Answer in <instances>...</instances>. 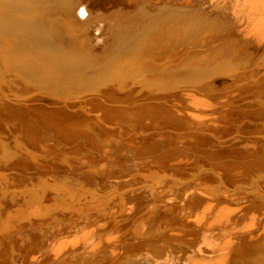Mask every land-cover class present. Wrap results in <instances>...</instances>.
Here are the masks:
<instances>
[{"label": "bare ground", "instance_id": "bare-ground-1", "mask_svg": "<svg viewBox=\"0 0 264 264\" xmlns=\"http://www.w3.org/2000/svg\"><path fill=\"white\" fill-rule=\"evenodd\" d=\"M99 1L101 2V0H0V122L4 128V130H0V161L3 160L2 165L5 170L1 169L3 172L0 173V184H2L1 188L4 187L6 191L11 189L13 195H18L19 192L12 191L17 187L30 189V193L27 191L28 193L23 195L24 200H28L26 207L21 205L14 207L15 209H10L9 199L7 198L8 201L4 199L1 192L0 264H5V262H8L7 264H40L41 261L38 262V260L42 258L36 259L35 251L38 247L36 248L37 245L34 244L38 240L34 242L35 239L31 240L32 236L38 234L37 237L41 238L39 236L41 234L43 238L48 239L53 235V230H56L55 226L57 224L64 225L65 223L70 228L75 227L78 229V226H80L78 230L84 229L81 230V233L78 231L80 233L78 235H76V231L70 234L72 236L75 234L73 237H68V235L57 237L67 233V230L53 235L54 238H57H55L56 241H54L52 248L51 257L53 258L51 262L46 264H264V187H261L263 184L258 181L260 185L253 192L256 197H251L253 193L249 191L250 194L252 193L251 198L242 197L246 194L242 192V196L239 192L236 193L240 195L235 196L237 195L235 194L232 197L229 195L225 197L226 193L223 196H209L210 192L198 193L200 191L196 192V190L199 187H195L194 192L191 190L193 193L190 196L191 199L187 200L188 203L183 202L181 204V201H179L181 206L177 207L178 209L174 208L178 204L172 203L173 206L170 204V200L168 203H155V207L139 219L134 217L135 219L130 220L132 218L129 217L130 219L127 218L129 221L126 220L120 223L119 221L123 220L124 217L122 219L117 217L113 220L115 223L111 220V223H114L113 225L106 223L107 225L98 226L96 234L99 235L96 236L97 238L93 235L90 237L91 230L86 229L88 226L83 223L81 225L79 221H82L93 211L103 215L107 213L106 204L109 199L107 196L102 197L104 194L100 195L93 188H85L86 192L87 190H93L89 192L91 193L89 197L82 194L83 196H80V198L72 192L73 197L71 196L72 200L70 201L66 199L68 193L64 194L66 197L64 195L54 196L55 198L52 196L57 190L53 193L50 188L58 186L56 173L59 170L55 173V168L59 166L70 168L73 161L76 162V164H73L74 166L93 165L90 160L89 162L84 158V149L87 146L85 143L86 140H93L94 134L97 133L96 136H99L98 132H104L105 128L100 129L102 127L98 128V122L89 121L88 116H93L89 113L87 116L85 112L95 109L98 102L103 106V112L98 114L102 116L104 121L115 120L132 123L134 120V123H137L142 119L144 122L141 121L143 124L140 122L141 125H139L141 132L155 129L156 122L151 117L161 115L163 120L173 122L175 126L192 123V125L203 126L205 130H212L211 132H218L219 135H223L227 127L217 128L214 123L217 120L230 117L229 115L233 113V110L232 108L216 109L215 104L209 103L207 98L215 101V88L229 81H231V84L239 83L243 77L252 78L254 73H258L259 68H264V0H108L110 5L107 7H101ZM81 4L88 6V16L83 21L76 14ZM101 39L103 42L98 45L97 42ZM202 43L208 46L203 51L200 50ZM249 44L258 47L259 52L255 51L256 53H254L251 48L249 50ZM248 57L251 58V66L256 70L253 72L251 71L252 68L245 73L249 64ZM219 77H222L221 81L216 82L215 79ZM256 77L259 78L260 76ZM259 83L264 84V75ZM132 87H135V90L131 89ZM32 90L42 92L41 94L37 93L40 95L39 101L41 100L40 102L45 108H34L33 111H29V105L24 103L25 101H19L17 98L19 103L16 101L12 103L9 98L7 99L9 95L15 99L18 96L27 95ZM92 93L95 95H92ZM199 94L207 98L200 97ZM227 96L229 94L226 95V99ZM229 97L233 100L237 98L233 92ZM78 98L80 99L77 101ZM46 101L58 105L48 107ZM175 101L182 102V104L185 102L187 103L186 108L190 105L194 110L189 109L184 112L183 109V113L180 114L173 109L174 107L172 108L169 105L171 109L163 111L162 108H165L166 103L173 104ZM24 104L28 105L27 109L24 108ZM216 113L218 118L212 116ZM156 120L158 119L156 118ZM99 122L103 123V121ZM119 122L116 123L119 124ZM123 124H126V122ZM118 132L117 134L121 135V132ZM152 135L163 136L162 133L157 131ZM180 135L181 143L185 142L188 146V154L191 150L193 151L191 153H197L196 156L198 153L201 154L202 158L210 156L211 153L221 154L222 156V154L229 151L233 152V150L239 154H243L244 150H249L247 148L243 149L244 147L237 149L234 146L224 148L223 146L213 145L212 143L216 140L212 142L211 139L203 137L199 133L192 132ZM145 137H147L146 134ZM117 138H120V136ZM94 139L96 140V138ZM112 139L107 140L108 147H111L110 141ZM146 139L148 138H144L142 141L145 142ZM9 140H11L10 143ZM136 140L138 141V139ZM114 141L116 140L114 139ZM120 141L119 144H121ZM150 141L151 139L146 140V143L140 145L138 150L151 149ZM70 142H73V145L69 146ZM178 142L180 143V140ZM174 143L173 145H176ZM181 143L180 146H178L179 144L174 146V148L180 147L179 150L175 149L177 152L181 149L183 144ZM90 144H88L89 149H91ZM114 144H112V148ZM208 144L211 147H208ZM98 145L102 146L101 142ZM65 146L68 147L65 148ZM172 146L168 148L170 151V148L173 149ZM102 147L98 148L105 150L106 147ZM94 150L95 148L91 149L89 154ZM13 151L17 153V157L9 160L11 154L14 153ZM124 151H126V148ZM102 152L104 151L102 150ZM105 152H107V149ZM165 153L167 155L168 152ZM89 154L85 157L91 154L96 155L94 153ZM130 154L132 155V153ZM102 155L107 156L106 154ZM150 155H147L148 158H150ZM155 156L159 157L158 155ZM80 157L83 158L80 159ZM123 157L125 158V156ZM134 157L132 156V158ZM136 157L134 158L135 161ZM18 158L22 161L16 162ZM104 158L106 159V157ZM100 159L102 160V158ZM111 159L114 160V157L112 156ZM117 159L120 158L117 157ZM170 159L169 161L173 160ZM174 159L177 160H173L169 164V166L175 168L174 172L182 174L187 167L184 169L183 166L191 164L186 159L181 160L180 158L178 160V157H174ZM257 159V162L264 168V159ZM127 160L123 159L126 162ZM140 160H142V157ZM144 160L140 161V164ZM233 160L225 165H217L220 171L217 175H215V171L212 172L213 174L210 173L213 177L206 172L207 176L202 177L206 183L203 185L211 184L210 181L214 179L219 183L217 186H222L223 190L227 192L226 186L228 185L224 184L223 177L231 180L236 173L238 168L234 167L233 163L236 164V160ZM155 161L149 165L142 164L144 167L147 165V174H145V171V173L141 172L143 166L138 163L139 159L137 164L140 167L131 163L133 168H129V170L138 171L140 173L138 175L141 177L149 178V176L155 174L154 171L161 165ZM116 162L118 163V161ZM107 163L104 162V165ZM241 164H244V162ZM18 166H26L27 171H34L35 177L31 172L17 169L15 171L14 168ZM122 166L125 168V165ZM85 168H87L86 171L90 170L88 167ZM110 168H108V171L114 169V167ZM10 169L12 172H9ZM93 169H96V167ZM93 169L91 168L90 171ZM103 169H105V166ZM201 169L202 167L199 168V170ZM164 170L167 172L168 169ZM171 170L172 168L169 171ZM232 170L234 171L231 172ZM254 170L256 169L254 168ZM247 171L249 172V169ZM85 172L74 176L66 174L63 178L75 185H88L87 181L91 180L92 183V177L96 175L94 173L97 171L93 173L86 172V174ZM162 172L160 170V173ZM256 173L257 171H255ZM25 175L29 177L32 175L33 178L30 177L31 180L29 179V182H26ZM97 175L101 179L102 174L97 173ZM159 175L161 176V174ZM175 177H180V175ZM34 178L35 180H32ZM111 180L115 181L113 178ZM201 181L199 184H202ZM116 182L119 183L120 179L118 181L117 178L114 183ZM134 182L132 186L135 187ZM176 182L177 180L174 181V184H177ZM128 183H131V181ZM41 186L50 187L47 189ZM127 186L130 187L126 183ZM233 187L236 190L237 186L234 185ZM69 191H71V188ZM25 192L26 189H24ZM211 192L217 191L213 190ZM228 192V194L231 193L229 190ZM60 193L58 192V195ZM72 193L70 194L72 195ZM116 193L119 192L116 191ZM111 194L110 198H112ZM139 195L141 194L136 196L135 201H137ZM185 195L183 199L186 197ZM84 196L85 198L82 199ZM11 198L14 199V196ZM168 198L174 199V197ZM62 199H66L65 201L68 202H64ZM33 200L37 202L36 206L35 203L34 206H31V203L35 202ZM124 200L121 202L122 204ZM127 206L126 203V206H123L124 209H130L131 211L132 206ZM136 206L134 205V207ZM135 209L138 210L137 207ZM121 211L119 213H122ZM142 211L141 209L139 212ZM87 212L89 213L87 214ZM119 213L113 215L117 216ZM126 215H128V212ZM110 216L112 215L105 217L109 218ZM100 221L101 224L105 223L104 220ZM67 226L65 229L69 228ZM131 236L135 239L134 242ZM77 241L83 243L79 251L76 248L73 249ZM18 244L20 246L25 245V248H21V250L20 247L18 248ZM67 247H70V249L67 250ZM64 250L65 252L62 253Z\"/></svg>", "mask_w": 264, "mask_h": 264}, {"label": "rangeland", "instance_id": "rangeland-1", "mask_svg": "<svg viewBox=\"0 0 264 264\" xmlns=\"http://www.w3.org/2000/svg\"><path fill=\"white\" fill-rule=\"evenodd\" d=\"M103 1V2H102ZM105 1H107V2H105ZM100 5H101V7H107V6H109L110 5V2L108 1V0H101V2L99 1L98 2ZM131 10H133V8H131ZM106 45V44H105ZM207 45L205 44V43H202V47L200 48V50H204L205 48H208V46L206 47ZM248 48H249V50H250V48L254 51V53H258L259 52V48L257 47H254L253 45H251V44H249L248 45ZM256 51V52H255ZM257 55V54H256ZM256 57V56H255ZM253 58V57H252ZM248 60H249V64H248V67L246 68V71H245V73L246 72H249L252 68H253V70H251V71H253L254 72V70H256V68H254L253 66H251L252 65V63H251V58H249L248 57ZM249 70V71H248ZM260 70H262V71H260ZM263 73V74H262ZM259 74V75H258ZM261 74V75H260ZM263 75H264V68H259V71H258V73L257 74H255L254 73V75H253V77L251 78V77H243V79H241V81L238 83V82H236L235 84H231V81H229V82H226L225 84H222V85H220V86H218L217 88H215L214 89V95L216 96V99H214L215 101H212V99H209V98H207L206 96H204V95H200V97H203V98H207V100H209L208 102L209 103H212V104H215V106H216V109L218 108V109H222V108H224V110L225 109H231L232 108V112L233 113H231L229 116L230 117H228V118H223V119H220V120H217L215 123H214V125H216L217 126V128H221L222 126L223 127H227L226 128V131L224 130V133L225 134H223V135H219L218 134V132H211L212 130H205V129H203L204 127L203 126H197V125H192V123L191 124H184L183 126H178V125H174L173 124V122L172 123H170L169 121H167V120H163V117L161 116V115H159V116H156V115H154V117L152 116L151 117V119L152 120H154L156 123H155V125H154V127H155V129H151V130H145V131H143V132H141V130L139 129V125H141L140 124V122L141 121H143L142 119L140 120V122L138 121V120H135V121H138L137 123L135 122L134 123V120H133V122L132 123H130L129 121H121V122H119V121H115V120H108V121H104L103 119H102V116H99V114L101 113V112H103V106L101 105V103L100 102H98L97 104V106H96V108H100V110H96V108L95 109H90V111L88 112H85V114L87 113V116H88V113H89V115L90 114H92V116L93 117H91V115L90 116H88L89 117V121H93V122H98L97 123V125H98V128H100V127H102V128H100V129H104L105 128V131L103 132H101V131H99L98 132V134H99V136H100V138H101V140H100V138H98L97 139V137H99V136H96L97 135V133L96 134H94V138H96V140L93 138V140H86L87 142H88V144H90V147H91V149L93 150L94 148H95V150L94 151H92L91 153H94V154H96V155H94L93 156V154H89V152L91 151V149H89V146H88V144H87V142L85 143V145H87L86 147H85V152H84V158L86 159V161H89L90 163H92L93 165H85V167H88L90 170H91V168L93 169L94 167H96V169H93L92 171H88V172H90V173H93V172H95V171H97V172H95L94 173V175L95 176H93L92 177V183H91V180H89V181H87V183H88V185H81V184H77V185H75L73 182H71V181H68V180H64V175H66V174H68L69 176H74L75 174H83L85 171H86V169L87 168H85L84 166H80V165H73V164H76V162L75 161H73L72 162V166L70 167V168H68L67 166H59V167H57V168H55V173H56V179H57V185L59 186H55L54 188L52 187V188H50L51 189V191L53 192H55L56 190L60 193L61 191H62V189H64L63 190V192L62 193H60L59 195H58V192L56 191V193H54V195L52 194V196L54 197V196H56V197H59L60 195L61 196H63L65 193L67 194V200L68 201H70V200H72V198H71V196L73 197V193H74V195H77V196H83V195H86L87 197H89L90 195L89 194H91V193H89V192H92L93 190H87V192H88V194H87V192H86V190H85V188H93V189H95V191L97 192V193H99L100 195L101 194H104L102 197H106L107 196V198H109L108 199V203L106 204V208L108 209L107 211V213H105L104 215L103 214H101V213H99V212H97V211H91L92 213H90V215L88 214L89 212H87V214L89 215H87L82 221H79V223L82 225V223L86 226H88L86 229H90L91 230V234H90V237H92V235L94 236V237H96L97 235H99V234H96V230H97V228H98V226H103V225H107L106 223H109V225H113L115 222L113 221L115 218H120V219H122L123 217V220H121V221H119L120 223H123V222H125L126 220L127 221H129L128 219H130V218H132V219H130V220H133V219H135L136 217H138V219L140 218V217H142L146 212H148L149 210H152V208L153 207H155V203H157V204H160V203H168V201L170 202V204H172V203H175V205H177L178 204V206H174L173 204V206H174V208L176 209L177 207H179V206H181V204L183 203V202H185V203H188V201L191 199V195H192V193L194 192V188L195 187H199V189L198 190H196V192H198V191H200V192H198V193H203V194H205V193H209L210 192V194H209V196L210 195H212V196H223L225 193V197H227L226 195H229L230 197H232L233 195H235V194H237L236 192H239L240 194H237V195H235V196H238V195H240V196H242L243 194L242 193H246L245 195H243L242 197H244V198H251V197H256V194H254L253 192L255 191V189L257 188V186L258 185H260V184H263V186L261 185V187H264V176H263V174H264V168L257 162L258 161V159L257 158H260V159H264V146H262V145H264V136H262V135H264V84H260L259 83V81L260 80H262V77H263ZM256 76H260L259 78H257ZM221 78L222 77H219V78H216L215 79V81L216 82H218V81H221ZM227 78V77H226ZM225 78V79H226ZM255 79V80H252V79ZM257 78V79H256ZM244 82H243V81ZM248 80V81H247ZM253 81V82H251V81ZM240 83H242L241 85L243 86H241L240 85ZM258 83V84H257ZM236 85V86H235ZM225 86H226V88H225ZM228 86V87H227ZM3 87V86H2ZM3 88H5V86L3 87ZM230 88H232V89H230ZM5 89H7V88H5ZM131 89H134L135 90V87H132ZM262 89V90H261ZM174 91H176V90H174ZM177 91H179V89H177ZM235 91V92H234ZM263 91V92H262ZM35 92V93H34ZM42 93L41 91L39 92V91H34V90H32L30 93H28L27 95H24V96H18V97H15V99H14V97L13 96H7V99L9 98V100L13 103H15V101L16 102H18V100L19 101H25L24 103H27L28 105H29V107H31V105H33L31 108H29L28 107V105L26 106L25 104H24V108L25 109H27V107H28V109H29V111H33V109L35 108V109H40V108H45L44 106H43V104H42V102H40L39 101V96L40 95H38V93ZM232 92L234 93V94H236V96H237V98H235L234 100L231 98V97H229L231 94H232ZM258 93V94H257ZM32 94H34L33 96H32ZM227 94H229V96H227V99L225 98L226 97V95ZM257 94V95H256ZM92 95H95L94 93H92ZM30 96V97H29ZM247 96V97H246ZM23 97V98H22ZM28 97V98H27ZM34 97V98H33ZM37 97V98H36ZM258 97V98H257ZM17 98H18V100H17ZM21 100H20V99ZM36 98V100H34ZM252 98V99H251ZM47 99V98H46ZM80 98H78L77 99V101L79 100ZM27 100V101H26ZM33 100H34V102H33ZM49 100V99H48ZM32 101V103H30ZM72 101V100H71ZM73 101H76V100H73ZM220 103H218V102ZM231 101V102H230ZM235 101V102H234ZM38 102V103H37ZM40 102V103H39ZM45 102V101H44ZM216 102V103H215ZM245 102V103H244ZM258 102V103H257ZM19 103V102H18ZM51 103V101H46V104L48 105V107H50L51 105H58V104H50ZM181 103V104H180ZM221 106V107H218L219 105ZM39 105H41V106H39ZM166 106H165V108L163 107L162 109H163V111L165 110V111H167L168 109H171L170 107H169V105L175 110V111H177L178 113H183V109H184V112L185 111H187V110H194L193 108H191V106L190 105H188V107L186 108V105H187V103H185V102H183V104H182V102H179V101H175L173 104L172 103H166L165 104ZM259 105V106H258ZM35 106V107H34ZM190 106V107H189ZM38 107V108H37ZM184 107V108H183ZM42 108V109H43ZM178 108V109H177ZM207 108H212V107H207ZM262 108H263V110H262ZM31 109V110H30ZM215 109V108H214ZM251 109V110H250ZM179 110V111H178ZM182 110V111H181ZM100 111V112H99ZM94 112V113H93ZM262 112V113H261ZM99 113V114H98ZM217 113L216 114H213L212 116L213 117H215V118H218L217 117ZM94 116H96L95 118H94ZM98 116V117H97ZM99 117H101V118H99ZM161 117V118H160ZM98 118V119H97ZM156 118L158 119V120H156ZM100 119V120H99ZM102 119V120H101ZM160 120V121H159ZM91 121V122H92ZM99 121H103V123L102 122H99ZM115 121V123H113ZM131 121V120H130ZM163 121V122H162ZM219 121V122H218ZM114 124H112V123ZM116 122H119V124L118 123H116ZM126 122V124H123V123H125ZM129 122V123H128ZM144 122V121H143ZM250 122V123H249ZM263 122V123H262ZM103 124V126H102V124ZM104 123H106V124H104ZM107 123H108V125H107ZM142 123V122H141ZM168 123V124H167ZM218 123H220L221 124V126H220V124H218ZM232 123V124H231ZM256 123V124H255ZM143 124V123H142ZM166 124V125H165ZM172 124V125H171ZM218 124V125H217ZM224 124H226V125H224ZM228 124V125H227ZM112 127H111V126ZM105 126H107L108 128H106ZM109 126H110V128H109ZM114 126H115V128H114ZM175 126V127H174ZM178 126V127H177ZM185 126V127H184ZM104 127V128H103ZM121 127V128H120ZM129 127V128H128ZM163 127V128H162ZM222 127V128H223ZM237 127V128H236ZM118 130H117V129ZM178 130H177V129ZM113 129V130H112ZM0 130H4V128L2 127V123L0 122ZM115 131H117V132H115ZM118 131H120L121 133V135H119V134H117V133H119ZM152 131H153V133L155 132V131H157L158 133L160 132V133H162L163 134V136H157V135H152L153 133H152ZM165 132V133H164ZM168 132V133H167ZM199 133L200 135H203V137L205 136V137H207V138H209V139H211L212 140V142L213 141H215V142H213L212 144L213 145H219V146H223L224 148H230V147H236L237 149L238 148H240V147H244L243 149H249L248 151L247 150H244L243 151V154H239V153H236L234 150H233V152L232 151H229L228 153H227V155H226V153H224V154H222V156H221V154H216V153H211V155L210 156H206L205 158H202V155L201 154H199L198 153V155L196 156L195 154H197L196 152L195 153H191V152H193V151H189V154H188V146H187V144H185V142H182L181 143V135L180 134H186V133ZM173 133V134H172ZM210 133V134H209ZM227 133V134H226ZM254 133V134H253ZM3 134V133H2ZM126 134V135H125ZM142 134V135H141ZM145 134H146V136L147 137H145ZM150 134V135H149ZM169 134V135H168ZM176 134V135H175ZM205 134V135H204ZM209 134V135H208ZM212 134V135H211ZM120 136V138H117L116 139V137H119ZM128 135V136H127ZM216 135V136H215ZM234 135V136H233ZM236 135V136H235ZM254 135H255V137H254ZM135 136H137L136 138H135ZM244 136V137H243ZM249 138H248V137ZM112 137H114V139L116 140V141H114V139H112ZM179 137V138H178ZM211 137V138H210ZM259 139H258V138ZM129 138V139H128ZM144 138H148V139H151V141H153V142H151L150 141V144H151V149H144V150H138V147L140 146V145H142L143 143H146V140H148V139H146L145 140V142H143L142 140L144 139ZM172 138V139H171ZM213 138V139H212ZM215 138H217V139H215ZM230 138V139H229ZM109 139H112V141H110V145H111V147H108L109 145V143H107L108 141H109ZM122 139H125V140H122ZM136 139H138V141L136 140ZM140 139V140H139ZM106 142H105V141ZM108 140V141H107ZM120 140H122V141H120ZM163 140H165V141H163ZM180 140V143L182 144V146H181V149H180V151H176V150H179V148L180 147H175L174 148V146H176V145H178V146H180V143L178 142ZM90 141V142H89ZM97 141H98V143L99 142H101V144H102V146L106 143L107 145H104L103 147L102 146H100V145H98V143H97ZM119 141L121 142V144H119ZM134 141H136V142H134ZM159 141V142H158ZM168 141H170V142H168ZM175 143H174V142ZM218 141V142H217ZM11 142V140H9V143ZM104 142V143H103ZM111 142H112V144H114V143H116V144H118V145H116V144H114L113 145V148H112V144H111ZM118 142V143H117ZM155 142H157V143H155ZM224 142V143H223ZM136 143V144H135ZM173 143L174 144H176V145H173ZM215 143V144H214ZM217 143V144H216ZM239 143H240V145H239ZM248 143V144H247ZM251 145H250V144ZM138 144V145H137ZM161 144H163V145H161ZM169 146H168V145ZM243 144V145H242ZM262 144V145H261ZM68 145H69V143H68ZM71 145H73V142H70V145L69 146H71ZM92 145V146H91ZM116 145V146H115ZM129 145H131L132 147H130ZM165 145V146H164ZM173 145V146H172ZM209 145V144H208ZM247 145V146H246ZM256 147H255V146ZM94 146V147H93ZM96 146V147H95ZM173 147V149L172 148H170L171 149V151L168 149L169 147ZM246 146V147H245ZM68 146H65V148H67ZM88 147V148H87ZM93 147V148H92ZM98 147H102V148H105V150L104 149H100V148H98ZM123 147V148H122ZM184 147V148H183ZM208 147H211V145H209ZM252 147V148H251ZM87 148V149H86ZM117 148H119V149H117ZM125 148H126V151H124L125 150ZM129 148V149H128ZM178 148V149H177ZM186 148V153H185V151H184V149ZM100 149V150H99ZM106 149H107V152L110 154V156H109V154L107 153V152H105L106 151ZM114 151V153H113V151ZM116 149H117V151H116ZM121 149V150H120ZM123 149V150H122ZM127 149H128V151L130 150H134V151H127ZM176 149V150H175ZM183 149V151H181ZM263 149V150H262ZM64 150H66V149H64ZM71 150V149H70ZM69 150V151H70ZM75 150V149H74ZM73 150V151H74ZM87 150V151H86ZM89 150V151H88ZM102 150L104 151V152H102ZM138 150V151H137ZM151 150H153V151H151ZM175 150V151H174ZM262 150V151H261ZM68 151V152H69ZM82 151V150H81ZM99 151V152H98ZM122 151H123V154H122ZM170 151V152H169ZM14 152V151H13ZM87 152V153H86ZM96 152V153H95ZM101 152H102V154H108L107 156H104V155H102L101 154ZM116 152V153H115ZM118 152H120V154H118ZM126 152V153H125ZM134 152H136V153H134ZM147 152V153H146ZM165 152H168L167 153V155H166V153ZM180 152V153H179ZM248 152V153H247ZM81 153V152H80ZM113 153V154H112ZM130 153H132V155L130 154ZM141 153V154H140ZM153 153V154H152ZM175 153H178L177 155L175 154ZM185 154V156H184V154ZM18 154H19V152H18ZM90 155V156H88V157H85V156H87V155ZM131 156H130V155ZM136 155L135 157H136V161H135V157H134V155ZM146 154V155H145ZM151 154V155H150ZM160 154V155H159ZM168 154H171V155H168ZM173 154H174V157L175 158H177L178 157V160L181 158V160H185L186 159V161H189V162H191V164H189V165H185V166H183L184 167V169H185V167L187 166L188 167V169H187V167H186V171H184V172H182V174L179 172H174V170H175V168H173V167H171V166H169V164L170 163H172L173 162V160L174 161H176L177 159H174V157H173ZM180 154H182V155H180ZM196 156V158H195V156ZM245 154H247V155H245ZM82 155H83V153H82ZM102 155V156H101ZM117 155V156H116ZM120 155H123V156H125V158L123 157V156H121L120 157ZM128 155V156H127ZM138 155H139V157H138ZM141 155V156H140ZM143 155H145V156H143ZM147 155H150L149 157L151 158V156L153 157V159H152V162L153 161H155V159H156V157L157 156H155V155H158L159 157H157V159H156V163H159V164H161L159 167H160V169H158L157 168V170L156 171H154L155 172V174H153L151 177H152V179H154V180H152L151 179V177L149 176V178L148 177H141L140 175H138V171L136 172V171H134V170H129V168L130 169H132L133 167H132V165H131V163L133 164L134 163V165L136 164V165H138L137 167H140V165L141 166H143L142 164H144L145 165V163L147 164V165H149V164H151L152 162H151V159L150 158H148V156ZM187 155V156H186ZM193 155V157H191ZM218 155H220L219 156V158H218ZM224 155V156H223ZM243 155V156H242ZM112 156L114 157V160H112L111 158H112ZM130 156V157H129ZM132 156L134 157V158H132ZM147 156V157H146ZM155 156V157H154ZM169 156V158H171V159H173L172 161H169V158H167V157ZM198 156H199V158H198ZM259 156V157H258ZM15 157H17V153L16 152H14V153H12L11 154V156L9 157V160H12V159H14ZM91 157V159H89ZM97 157H99V158H97ZM104 157H106V159L104 158ZM110 157V158H109ZM117 157H119L120 159H117ZM141 157H142V160H144L145 158V160L143 161V162H141V164H140V161H142V160H140L141 159ZM162 159H161V158ZM185 157V158H184ZM187 157V158H186ZM189 157V158H188ZM215 157V158H214ZM83 157H80V159H82ZM100 158H102V160L100 159ZM104 158V159H103ZM129 158V159H128ZM166 158V159H165ZM198 158V159H197ZM208 158H209V160H208ZM228 158V159H227ZM96 159H98V161H96ZM107 159H109L108 161L111 163V162H114V163H107L108 161H106ZM112 161H111V160ZM123 159H128L127 160V162L126 161H123ZM130 159H132V160H134V161H132V160H130ZM138 159H139V162H138ZM165 159V160H164ZM170 159V160H171ZM233 159H235L236 161H235V163L236 164H234L233 163V165H235L234 167L235 168H238L237 169V171H236V173L232 176V178H231V180L229 179V178H227V177H223V181H224V184L225 185H228V186H226V189H228L229 191H231V193L230 194H232V192L233 191H235V192H233V194L232 195H230V194H228L229 192H228V190H227V192L226 191H224L223 189V187L222 186H220V185H218L217 186V184H219L218 182H216L214 179L213 180H211L210 182H211V184H209V185H203L205 182H204V180L202 179V177H204V176H207L205 173L207 172L208 173V175H210V173L211 174H213L212 172L213 171H215L216 172V174L215 175H217V173L220 171V169H219V167L217 166V165H225V164H227L228 162H231V160L232 161H234ZM100 160V161H99ZM162 160V161H161ZM164 160V161H163ZM191 160V161H190ZM222 160V161H221ZM238 160V161H237ZM240 160V161H239ZM242 160V161H241ZM17 161H22V160H19V158L16 160V162ZM116 161H118V163L116 162ZM123 161V162H122ZM159 161V162H158ZM167 161V162H166ZM2 162H3V160L2 161H0V173L2 174V170L1 169H3V165H2ZM12 162H14V161H12ZM88 162V163H89ZM104 162L105 163H107L106 165L108 166V168H110V166H111V168L110 169H112V167H114V169H112V170H109L108 171V168L106 169V165H104ZM125 162V163H124ZM136 162V163H135ZM137 162L140 164H137ZM148 162V163H147ZM154 162V163H155ZM193 162V163H192ZM212 162V163H211ZM240 162V163H239ZM244 162V164H241V163H243ZM246 162V163H245ZM89 163V164H90ZM100 163V164H99ZM117 163V165H115ZM123 163V164H122ZM128 163V164H127ZM20 165H21V163H19ZM18 164V165H19ZM96 164V165H95ZM130 164V165H129ZM9 165H11L10 163H9ZM110 165V166H109ZM119 165V166H118ZM121 165V166H120ZM122 165H125V168L122 166ZM133 165V166H134ZM147 165H146V167H141V169L143 170V171H141L142 173H145L146 172V170L148 169V167H147ZM163 165V166H162ZM79 166H80V168H79ZM105 166V169H103V167ZM167 166V167H166ZM169 166V167H168ZM195 166V167H194ZM202 167V169L201 170H199V168H201ZM204 166V167H203ZM61 167V168H60ZM62 167H64L63 169H62ZM77 167V168H76ZM119 167H120V169H119ZM121 167H123V168H121ZM164 167V168H163ZM166 167V168H165ZM190 167V168H189ZM194 167V168H193ZM199 167V168H198ZM248 167V168H247ZM76 168V169H75ZM82 168V169H81ZM103 169V171H102V169ZM116 168H118L117 170H116ZM144 168V169H143ZM172 168V170L171 171H169L170 169ZM204 168V169H203ZM212 168V169H211ZM246 168V169H245ZM254 168L256 169V170H254ZM263 168V169H262ZM24 170V171H26V172H31L32 173V175L35 177V174H34V171H31V170H29V171H27V167L26 166H23V167H21V166H18V167H16V168H14V170L15 171H17V170ZM66 169V170H65ZM98 169V170H97ZM99 169H101L100 171H99ZM124 169H125V171H124ZM164 169H168L167 170V172L164 170ZM197 169H198V171H197ZM240 169V170H239ZM249 169V172L247 171ZM4 170V169H3ZM104 170H106V171H104ZM159 170V171H158ZM160 170H161V172L162 173H160ZM190 170H192V171H190ZM5 171V170H4ZM84 171V172H83ZM86 171V172H87ZM145 171V172H144ZM234 170H232L231 172H233ZM254 171V172H253ZM255 171H257V173L255 174ZM258 171H259V173L261 172H263L262 173V175H261V173L259 174L258 173ZM9 172H12V170L10 169V171ZM77 172V173H76ZM86 172H85V174H86ZM87 172V173H88ZM105 173V174H103V173ZM194 172V173H193ZM243 172H245V173H243ZM248 172V173H247ZM250 172H253L252 174L250 173ZM59 173V174H58ZM97 173L98 174H102L101 176V179L100 178H98V175H97ZM134 173V174H133ZM164 173V175H162ZM176 175H175V174ZM183 173H184V175H183ZM113 174V175H112ZM117 174V175H116ZM137 174V175H136ZM140 174V173H139ZM145 174H147V172L145 173ZM159 174H161V176L159 175ZM192 174V175H191ZM203 174H205V175H203ZM32 175L30 176V177H32ZM112 175V176H111ZM128 175V176H127ZM180 175V177H175V176H179ZM249 175V176H248ZM250 175H252V176H250ZM253 175H255L254 177H253ZM58 176V177H57ZM111 176V177H110ZM119 176V177H118ZM130 176H133V177H131L130 178ZM172 176V177H171ZM192 176V177H191ZM210 176H212L213 177V175H210ZM248 176V177H247ZM258 176V177H257ZM28 175H25V179H26V182H29V179L31 180V178H30ZM104 177V178H103ZM116 177V178H115ZM164 177V178H163ZM185 177V178H184ZM191 177V178H190ZM246 177H247V179H246ZM250 177H251V180H250ZM33 178V177H32ZM108 178H110V179H108ZM111 178H113L115 181H117V178H118V181H119V179H120V182L119 183H114L115 181H112L111 180ZM124 178V179H123ZM130 178V179H129ZM160 178V180H158ZM162 178V179H161ZM170 180H169V179ZM189 178V179H188ZM224 178H226V179H224ZM249 178V179H248ZM253 178H254V180L256 181V183H255V181L253 180ZM122 179V180H121ZM126 179V180H125ZM145 179H147V180H145ZM164 179H165V182H164ZM199 179V180H198ZM228 179H229V181H228ZM32 180H35V178L34 179H32ZM62 180V181H61ZM111 180V181H110ZM124 180V181H123ZM127 180H129L128 182H130L131 181V183H128L127 182ZM134 180H135V182H134ZM142 180H143V182H142ZM150 180V181H149ZM175 180H177V184H174V181ZM202 180V181H201ZM227 180V181H226ZM248 180V181H247ZM60 181H61V183H60ZM109 181V182H108ZM137 181V182H136ZM140 181V182H139ZM160 181V182H159ZM197 181V182H196ZM200 181H201V183L202 184H199L200 183ZM214 181V182H213ZM246 181V182H245ZM260 183H258V182ZM261 181V182H260ZM91 184H90V183ZM106 182V183H105ZM121 182H123V184H121ZM133 182H134V184H135V187L134 186H132L133 185ZM145 182V183H144ZM148 182H150V183H148ZM169 182V183H168ZM227 184H226V183ZM231 182V183H230ZM235 182H236V184H235ZM239 182V183H238ZM240 182H243V183H240ZM59 183V184H58ZM111 183V184H110ZM126 183H127V185H130V187L129 186H127L126 187ZM161 183V184H160ZM207 183H209V182H207ZM212 183H213V185H212ZM230 183V184H229ZM234 183V184H233ZM245 183H248L247 185L245 184ZM255 183V184H254ZM61 184H64V185H61ZM116 184H118L117 186H116ZM139 184V185H138ZM170 184V185H169ZM206 184V183H205ZM240 184H242L241 186H239ZM244 184V185H243ZM251 184V185H250ZM61 185V186H60ZM111 185H113V186H111ZM123 185H125V186H123ZM159 185V186H158ZM164 185V186H163ZM232 187H231V186ZM235 185V187L237 186L238 187V190H237V187H236V190H234V186ZM245 185H246V187H245ZM254 185V186H253ZM1 186H2V184H0V188H1ZM83 186V187H82ZM121 188H120V187ZM139 186V187H138ZM140 186H143V187H140ZM147 186V187H146ZM149 186V187H148ZM172 188H171V187ZM190 187V188H187V187ZM230 186V187H229ZM253 186V187H252ZM41 187H44V188H49L50 186H41ZM114 187V188H113ZM154 187V188H153ZM157 187V188H156ZM167 187V188H166ZM170 187V188H169ZM173 187H175L174 189H173ZM207 187H208V189H207ZM210 187V188H209ZM239 187H240V189H239ZM18 188V189H17ZM16 189H12V191H14V192H19V193H17L18 195H16V194H14L13 195V193L11 192V189L10 190H8L7 189V191L5 190V188L4 187H2L1 189H0V195L2 194V196L4 197V199H6L7 201H8V199H9V201L8 202H10V209H15L14 207H17V206H23L24 205V207H26L25 205H27V202H28V200L27 199H25L24 200V194H27L28 192L30 193V189H27L26 187H23V188H20V187H17ZM68 188H69V190H70V188H71V191H69L68 190ZM108 188V189H107ZM112 188V189H111ZM121 190H123V191H121ZM125 188V189H124ZM137 188V189H136ZM187 188V189H186ZM193 188V189H192ZM212 188V189H211ZM20 189V190H19ZM24 189H26V192L24 193ZM49 189V190H50ZM53 189H55V190H53ZM61 189V190H60ZM77 191H76V190ZM80 189V190H79ZM83 189V190H82ZM115 189V190H114ZM131 189V190H130ZM132 189H134V190H132ZM144 189V190H143ZM163 189V190H162ZM171 189V190H170ZM176 189V190H175ZM181 191H180V190ZM196 189V188H195ZM242 189H244L243 191H242ZM250 189V190H249ZM254 189V190H253ZM19 190V191H18ZM74 190V191H73ZM104 190V191H103ZM162 190V192L159 194V192ZM179 190V191H178ZM191 190H193V192H191ZM213 190H215V191H217V192H214V193H212L211 191H213ZM233 190V191H232ZM21 191H23V192H21ZM28 191V192H27ZM114 191V192H113ZM116 191L117 192H119V193H116ZM128 191V192H127ZM131 191V193H133V194H131V193H129ZM134 191V192H133ZM156 191H158V192H156ZM170 193H169V192ZM173 191V192H172ZM189 191V192H188ZM220 191H223L222 193L220 192ZM252 192L251 194H250V192ZM2 192V193H1ZM4 192H6V193H4ZM72 193V195L70 194V193ZM78 192V194H76ZM83 192V193H82ZM101 192V193H100ZM105 192H107L106 193V195H105ZM123 192H124V195H123ZM167 192H168V194H167ZM205 192V193H204ZM242 192V193H241ZM248 192V193H247ZM10 193H12L11 195H10ZM23 193V194H22ZM112 193V194H111ZM121 193H122V195H121ZM134 193H135V195H134ZM166 193V194H165ZM186 194L185 196L186 197H184V199L187 201H185L184 199H183V196H184V194ZM21 194H22V196H21ZM83 194V195H82ZM110 194L112 195L111 197L112 198H110ZM127 194H129L130 196H128ZM138 194H141V195H139L137 198V201H135V199H136V196ZM158 194V195H157ZM164 194V195H163ZM68 195H70L69 197H68ZM115 195V196H114ZM116 195H117V198H116ZM248 195V196H247ZM250 195H251V197H250ZM5 196H7V197H5ZM14 196V199H12L11 197H13ZM65 197H66V195H64ZM131 196H133V197H131ZM147 196V197H146ZM154 196V197H153ZM179 196H180V199H179ZM1 197V196H0ZM65 197H61V198H65ZM80 197V198H81ZM113 197H115L114 199H113ZM123 197H126V198H123ZM140 197V198H139ZM157 197H159V198H156ZM162 197V198H161ZM168 197H174V199L173 198H168ZM8 198V199H7ZM16 198V199H15ZM55 198V197H54ZM85 198V196L82 198V199H84ZM128 198V199H127ZM134 199V201H132L133 199ZM153 198V199H152ZM17 199H19V200H17ZM66 199H62L64 202H68V201H65ZM125 199V200H124ZM144 199V201H145V203H143L144 201H142L141 202V200H143ZM147 201H146V200ZM157 201H156V200ZM15 200V201H14ZM124 200V202H123V204L121 203L122 201ZM131 200V201H130ZM166 200V201H165ZM24 201H26V202H24ZM33 201H35V200H33ZM32 201V202H33ZM112 201H114V202H112ZM172 201V202H171ZM177 201V202H176ZM179 201H181V204H180V202ZM15 202V203H14ZM31 202V201H30ZM111 202V203H110ZM120 202V203H119ZM138 202V203H137ZM25 203V204H24ZM34 203H35V206H36V204H37V202L35 201V202H33V204L31 203V206H34ZM126 203L128 204V206L127 207H131L132 206V204H134L136 207H137V209L138 210H136L135 208L136 207H134V205L132 206V208H133V211H132V208H131V211H130V209H127V210H125L124 209V207L123 206H126ZM132 203V204H131ZM141 203H142V205H141ZM152 203V204H151ZM177 203V204H176ZM123 205V206H121V205ZM129 204H130V206H129ZM138 204H140V205H138ZM149 204V205H148ZM14 205V206H13ZM154 205V206H153ZM120 206V207H119ZM140 206V207H139ZM148 208H147V207ZM143 207H144V209H143ZM115 208H117V209H115ZM263 208V207H262ZM124 209V210H123ZM141 209L143 210L142 212H139V211H141ZM146 209V210H145ZM178 209V208H177ZM111 210V211H110ZM120 210H122L121 212L122 213H119V211ZM129 210V211H128ZM114 212V213H113ZM126 212V213H125ZM127 212H128V215H126L127 214ZM136 212V213H135ZM100 215H99V214ZM117 213H119L117 216H114L115 214H117ZM124 213V214H123ZM137 213H139L138 215H137ZM97 216H96V215ZM114 214V215H113ZM130 214H132V215H130ZM134 214V215H133ZM92 215V216H91ZM109 215H112V216H110L109 218L108 217H105V216H109ZM130 215V216H129ZM137 215V216H136ZM68 216V215H67ZM130 217V218H129ZM135 217V218H134ZM94 218V219H93ZM107 218V219H106ZM128 218V219H127ZM88 219V220H87ZM93 219V220H92ZM106 219V220H105ZM87 220V222H85ZM92 220V221H91ZM94 220H97L96 222L94 221ZM100 220H104V222L105 223H103V224H101L102 222L100 221ZM111 220L114 222H112L111 223ZM172 220V219H171ZM91 221V222H90ZM80 224H78V225H80ZM119 224V223H118ZM61 226H63L64 228H62ZM66 223L64 224V225H62V224H57L56 226H55V228H56V230H53V235H55V234H57V233H63V232H65L66 230L68 231L67 233H64V234H61V235H59V236H57L58 238L60 237V236H67L68 235V237H73L72 235H70V234H73V233H75V231H76V235H78V233L80 232L81 233V230L82 229H84V228H82V229H80V230H78L79 228H80V226H78L79 228L77 229V228H70V226L68 225L67 227H69V228H67V229H65L66 228ZM91 226V227H90ZM92 226H96L95 227V229H94V227H92ZM59 228V229H58ZM40 230V229H39ZM94 230V232H92ZM61 231V232H60ZM71 231V232H70ZM79 231V232H78ZM79 233V234H80ZM53 235H51V237L50 238H48V239H46L45 237V239L41 236V234H39V236L41 237V238H39V237H37L38 236V234H36V235H33V236H35L34 238H33V236H32V238H31V240L32 239H35V240H33L34 242L35 241H37V242H35L34 244L35 245H37L36 246V248H37V250L35 251V254H36V259L38 260V258H42L41 260H38V262H40L41 261V263L40 264H46V263H49V262H51V259L53 258V257H51L52 256V248H53V245H54V241H56V239L53 237ZM37 237V238H36ZM52 237H53V239H55V240H53L52 239ZM98 237V236H97ZM96 237V238H97ZM39 238V239H38ZM96 238L94 239V241L96 240ZM131 238H133V236H131ZM42 239V240H41ZM19 240V239H18ZM47 240V241H46ZM33 241H31L32 243H33ZM135 241V239L133 238V242ZM19 242V241H18ZM40 243V245H38ZM50 243V244H49ZM53 243V244H52ZM77 243V244H76ZM75 243V247H73V249H78V251L80 250V248L82 247V245H83V243L81 242V241H77ZM45 244V245H44ZM52 244V245H51ZM82 244V245H81ZM32 245V244H31ZM35 245H33V246H35ZM51 245V246H50ZM81 245V246H80ZM20 247V249L21 248H25V245H22V246H20V244H18V248ZM49 249V250H48ZM70 249V247H67V250H69ZM22 250V249H21ZM39 251V252H38ZM49 251V252H48ZM51 251V252H50ZM37 252V253H36ZM65 252V250L62 252V253H64ZM45 254V255H44ZM40 255V256H39ZM43 255V256H42ZM45 257V258H44ZM49 257H50V259H49ZM8 262H5V264H7Z\"/></svg>", "mask_w": 264, "mask_h": 264}, {"label": "clouds", "instance_id": "clouds-1", "mask_svg": "<svg viewBox=\"0 0 264 264\" xmlns=\"http://www.w3.org/2000/svg\"><path fill=\"white\" fill-rule=\"evenodd\" d=\"M77 16L79 19H81L82 21L87 19L88 16V6L86 4H81V6L78 8L77 10ZM98 34V33H97ZM103 41L102 39L100 41L97 42V44H101Z\"/></svg>", "mask_w": 264, "mask_h": 264}]
</instances>
